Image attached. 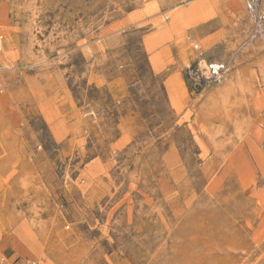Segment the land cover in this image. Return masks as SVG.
<instances>
[{"label": "rangeland", "instance_id": "374dc122", "mask_svg": "<svg viewBox=\"0 0 264 264\" xmlns=\"http://www.w3.org/2000/svg\"><path fill=\"white\" fill-rule=\"evenodd\" d=\"M248 2L0 0V264H264Z\"/></svg>", "mask_w": 264, "mask_h": 264}, {"label": "built area", "instance_id": "2783aa9c", "mask_svg": "<svg viewBox=\"0 0 264 264\" xmlns=\"http://www.w3.org/2000/svg\"><path fill=\"white\" fill-rule=\"evenodd\" d=\"M248 8L252 14L255 31L253 38L264 40V11L262 10V0H249ZM203 69L197 67L195 74H204ZM207 78H220L226 71V64L224 62H211L205 66ZM26 264H39L37 261H28Z\"/></svg>", "mask_w": 264, "mask_h": 264}, {"label": "bare ground", "instance_id": "6f19581e", "mask_svg": "<svg viewBox=\"0 0 264 264\" xmlns=\"http://www.w3.org/2000/svg\"><path fill=\"white\" fill-rule=\"evenodd\" d=\"M135 184V183H134Z\"/></svg>", "mask_w": 264, "mask_h": 264}]
</instances>
